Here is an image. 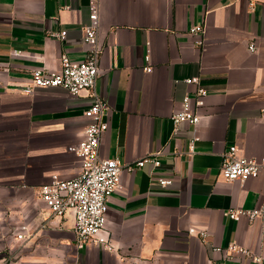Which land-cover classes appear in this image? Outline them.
Segmentation results:
<instances>
[{"label": "crops", "instance_id": "crops-1", "mask_svg": "<svg viewBox=\"0 0 264 264\" xmlns=\"http://www.w3.org/2000/svg\"><path fill=\"white\" fill-rule=\"evenodd\" d=\"M91 1L0 0V264H239L231 243L262 257L247 264H264V171L245 182L221 174L232 145L264 157V0L254 10L248 0H97L105 50L95 91L110 106L101 153L124 166L108 199L113 249L78 248L73 211L55 216L41 201L53 174L80 171L69 146L92 98L38 87L33 72L59 69L64 52L85 59ZM194 25L205 26L203 44ZM198 85L208 92L202 120L175 135L171 116ZM146 157L160 165H135ZM230 209L262 212L250 221Z\"/></svg>", "mask_w": 264, "mask_h": 264}, {"label": "built area", "instance_id": "built-area-1", "mask_svg": "<svg viewBox=\"0 0 264 264\" xmlns=\"http://www.w3.org/2000/svg\"><path fill=\"white\" fill-rule=\"evenodd\" d=\"M248 1L250 9L254 10L256 1ZM89 11V21L83 26V39L89 45L85 59L76 61L64 52L59 58V69L37 68L33 72V81L38 87H62L72 95L81 94L86 90L92 98V103L85 110L89 123L84 129L83 137L69 146V151L75 154L81 162L80 171L72 178H63L58 174H53L41 186L40 199L55 216L62 217L68 211H73L78 248L96 244L111 250L114 246L107 225L108 199L121 184L124 166L117 158H106L101 153L104 135L110 127V106L95 91L100 75V62L105 50L99 40L101 20L97 0L90 2ZM205 32L204 25H194L190 28V34L198 37L197 44L204 43ZM51 36L65 39L67 30L51 32ZM249 49L256 51L257 42L251 41ZM147 60H150L149 56ZM147 70H151V67H147ZM197 81L196 77L188 79L190 83ZM207 94V89L198 85L193 96L186 95L183 98L181 106L171 116L175 135L179 133L181 124H192L197 130L202 120L201 110L206 107ZM198 140L199 136L195 134L189 141L191 152ZM146 162H150L155 167L160 165L158 160L149 157L138 160L135 165L140 167ZM262 171H264V157L250 158L240 155L236 145L230 146L223 154L221 174L228 181L245 182L257 177ZM159 180L162 186H167L173 181L170 178ZM261 212L260 209H230L226 213L232 219L244 215L251 221L260 216ZM190 232H195V228H191ZM206 234L205 230L200 232L202 237ZM17 236L24 237L23 233ZM227 251L230 259H239V264H247L244 257L256 263L262 262L259 254L237 243L229 244Z\"/></svg>", "mask_w": 264, "mask_h": 264}]
</instances>
